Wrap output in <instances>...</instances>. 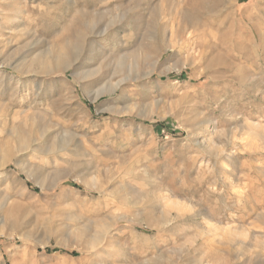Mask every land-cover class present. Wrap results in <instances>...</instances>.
Instances as JSON below:
<instances>
[{"label": "rangeland", "instance_id": "374dc122", "mask_svg": "<svg viewBox=\"0 0 264 264\" xmlns=\"http://www.w3.org/2000/svg\"><path fill=\"white\" fill-rule=\"evenodd\" d=\"M0 119V264H264V0H0Z\"/></svg>", "mask_w": 264, "mask_h": 264}, {"label": "bare ground", "instance_id": "6f19581e", "mask_svg": "<svg viewBox=\"0 0 264 264\" xmlns=\"http://www.w3.org/2000/svg\"><path fill=\"white\" fill-rule=\"evenodd\" d=\"M50 51V50H49ZM4 52V51H3ZM5 53V52H4ZM49 53H51V52H49ZM44 56V55H43ZM48 56V55H47ZM46 56V57H47ZM49 56H52L51 54H49ZM37 59H39L38 57H37ZM51 59H53L52 61H51ZM51 59H49V58H45V59H42V60H39L38 62V64H39V67L42 69V70H46V69H49V68H53V66L55 67V66H59L62 62H64L66 59L63 57V56H61V54H58V55H53L52 57H51ZM27 62V61H26ZM7 63V62H6ZM2 64V63H1ZM32 64V63H31ZM10 65V64H9ZM34 67V65H29V68H33ZM38 67V68H39ZM19 70L20 71V69H19V66H14V70ZM24 73V72H23ZM19 91V90H18ZM23 98V97H22ZM8 109V108H7ZM10 111V110H9ZM8 112V111H7ZM1 120V119H0ZM7 127V126H6ZM9 131V130H8ZM256 131V130H255ZM9 136V135H8ZM9 138V137H8ZM10 140V139H9ZM8 142V141H7ZM5 143H6V141H5ZM6 150H8V149H6ZM5 153H6V151H5ZM4 153V154H5ZM2 154V153H1ZM3 154V155H4ZM1 156V155H0ZM8 156H7V154L6 155H4V156H2L1 157V159H0V164L1 165H3V164H5L8 160ZM4 166V165H3ZM31 172V171H30ZM93 184H95V186H97L96 185V182H95V180L93 179ZM96 188V187H95ZM174 203V202H173ZM176 205H178L179 206V204H177L176 203ZM182 205H184V204H182ZM181 205V206H182ZM185 209H186V207H184ZM178 211H179V209H178ZM215 228V227H214ZM231 229V228H230ZM220 230V229H219ZM225 232V231H224ZM228 232V231H227ZM227 234V233H226ZM237 237V236H236Z\"/></svg>", "mask_w": 264, "mask_h": 264}]
</instances>
